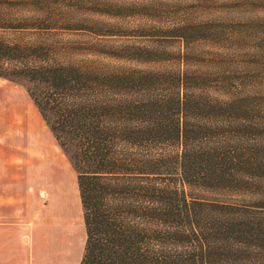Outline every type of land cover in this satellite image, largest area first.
<instances>
[{"label": "trees", "instance_id": "16d2710c", "mask_svg": "<svg viewBox=\"0 0 264 264\" xmlns=\"http://www.w3.org/2000/svg\"><path fill=\"white\" fill-rule=\"evenodd\" d=\"M51 5L0 0V77L23 83L75 172L79 264H264V82L203 59L195 45L220 37L205 23L104 45L59 33L81 21Z\"/></svg>", "mask_w": 264, "mask_h": 264}, {"label": "rangeland", "instance_id": "374dc122", "mask_svg": "<svg viewBox=\"0 0 264 264\" xmlns=\"http://www.w3.org/2000/svg\"><path fill=\"white\" fill-rule=\"evenodd\" d=\"M50 1L52 8L48 12L81 21L63 25L65 29L80 27L77 31L59 29V33L81 42L146 45L149 42L137 34L147 30V25L205 23L203 26L217 31L220 37L195 45L204 53L203 59L224 72L228 70L232 80L245 76L247 80L264 82V0ZM109 3L141 7L135 15L128 16L119 14L123 12ZM176 49L177 44L172 47ZM1 222L10 228L1 227ZM0 233L21 234L20 243L29 251L28 256L48 264H76L85 236L75 172L23 83L2 77Z\"/></svg>", "mask_w": 264, "mask_h": 264}, {"label": "crops", "instance_id": "0c3cea01", "mask_svg": "<svg viewBox=\"0 0 264 264\" xmlns=\"http://www.w3.org/2000/svg\"><path fill=\"white\" fill-rule=\"evenodd\" d=\"M1 223V227L10 228V226L5 225V222ZM21 238V234L15 235L13 233H0V264H44V261L40 263L35 260V257L32 259V256L30 257V254L28 256L29 251H27L25 245L20 243L22 241ZM84 240L85 236L82 241L81 254L76 264L80 263V259L83 253Z\"/></svg>", "mask_w": 264, "mask_h": 264}]
</instances>
